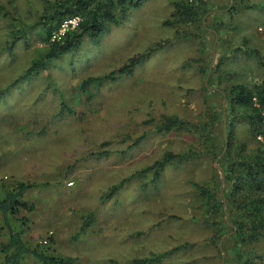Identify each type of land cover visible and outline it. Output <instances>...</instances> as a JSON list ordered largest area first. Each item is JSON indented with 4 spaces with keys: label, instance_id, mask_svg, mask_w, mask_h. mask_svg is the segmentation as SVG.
I'll list each match as a JSON object with an SVG mask.
<instances>
[{
    "label": "rangeland",
    "instance_id": "1",
    "mask_svg": "<svg viewBox=\"0 0 264 264\" xmlns=\"http://www.w3.org/2000/svg\"><path fill=\"white\" fill-rule=\"evenodd\" d=\"M174 1L145 2L100 41L86 36L77 50L26 76L48 47L39 20L46 3L0 0V187L38 184L23 198L33 210L12 217L31 245L74 257V264H133L189 244L160 264H231L223 249L228 235L212 242L202 222L206 207L192 185L209 181L216 162L199 157L169 165L157 183L143 169L169 151L199 147L194 135L156 132L162 115L206 122L211 109L225 110L227 85L264 78V0H185L204 8L205 28L165 25ZM61 25L51 40L66 34L59 35ZM20 29L26 38L11 42ZM153 47L131 75L82 87ZM63 105L74 112H62ZM89 217L91 225L78 235ZM9 238L0 215V245ZM262 255L256 264H264ZM26 263L41 264L33 255Z\"/></svg>",
    "mask_w": 264,
    "mask_h": 264
},
{
    "label": "trees",
    "instance_id": "2",
    "mask_svg": "<svg viewBox=\"0 0 264 264\" xmlns=\"http://www.w3.org/2000/svg\"><path fill=\"white\" fill-rule=\"evenodd\" d=\"M147 1L44 0V16L39 20L43 40L48 42V47L44 57L34 61L26 76L36 75L49 59L77 50L86 36L100 41L110 25L122 24L132 11ZM173 4L174 12L171 19L164 22L165 25L205 28L202 17L205 11L201 5L185 0H176ZM74 15L81 17L78 27L69 30L60 39L51 40L63 20ZM21 30L15 32L11 42L26 38L27 32ZM157 48L134 55L108 75L88 77L82 87L89 90L91 83L99 86L107 80L116 81L121 76L131 75L136 66L149 59ZM216 71L218 79H221L222 73L218 69ZM221 94L227 99L225 110L211 109V118L206 122L183 119L177 114L162 115L155 123L156 132H185L194 135L200 144L199 147L191 145L185 152L169 151L146 166L143 172L152 171L151 182L157 183L169 165H184L199 157L216 162L209 181L192 182L201 205L206 207L208 216L202 222L212 231V242L219 244L228 235L223 249L229 263L256 264L263 258L264 251L261 250L264 248V78L253 84L230 83ZM66 109L74 112L63 105L62 112ZM146 136L136 137L130 145L140 144ZM120 185H114L112 192ZM36 186V183L19 181L0 187V215L10 231L9 240L0 245V253L4 255L1 264H27L28 255H33L41 264H74L76 258L60 257L40 250L38 245L33 246L25 240V229L13 227L12 217L17 218L20 209L33 210L34 207L28 206L23 198L28 190ZM23 221L26 223L25 219ZM91 223L92 218L86 219L78 235L86 233ZM188 245L136 258L133 264H160Z\"/></svg>",
    "mask_w": 264,
    "mask_h": 264
},
{
    "label": "built area",
    "instance_id": "3",
    "mask_svg": "<svg viewBox=\"0 0 264 264\" xmlns=\"http://www.w3.org/2000/svg\"><path fill=\"white\" fill-rule=\"evenodd\" d=\"M79 23H80V17L78 16H74L72 18L66 19L61 25V28L59 30L60 31L59 35H63L67 31L75 29L76 27H78ZM60 37H56V38H60ZM44 242L45 244L48 243V239H45Z\"/></svg>",
    "mask_w": 264,
    "mask_h": 264
},
{
    "label": "crops",
    "instance_id": "4",
    "mask_svg": "<svg viewBox=\"0 0 264 264\" xmlns=\"http://www.w3.org/2000/svg\"><path fill=\"white\" fill-rule=\"evenodd\" d=\"M52 231V230H51Z\"/></svg>",
    "mask_w": 264,
    "mask_h": 264
}]
</instances>
